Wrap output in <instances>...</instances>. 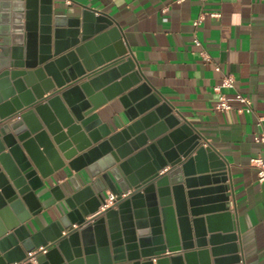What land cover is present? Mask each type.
<instances>
[{"label":"water","instance_id":"95a60500","mask_svg":"<svg viewBox=\"0 0 264 264\" xmlns=\"http://www.w3.org/2000/svg\"><path fill=\"white\" fill-rule=\"evenodd\" d=\"M19 1L0 0V264H212L211 255L241 264L235 244L222 245L236 239L225 163L198 136L183 141L187 126L133 72L114 20L86 6L80 21L53 29L52 0ZM116 97L134 121L112 133L97 110ZM59 151L76 169L106 171L118 200L101 210L97 179L32 232L36 191L50 174L44 155L60 168ZM117 163L130 189L109 170Z\"/></svg>","mask_w":264,"mask_h":264},{"label":"crops","instance_id":"0c3cea01","mask_svg":"<svg viewBox=\"0 0 264 264\" xmlns=\"http://www.w3.org/2000/svg\"><path fill=\"white\" fill-rule=\"evenodd\" d=\"M21 2L13 0L14 7L19 8ZM38 4L41 5L40 0ZM52 5L53 29L80 21L86 6L114 20L134 64L133 72L142 81L147 78L160 105L165 103L169 115L187 126V132H182L183 141L198 136L200 144L215 151L226 165L229 189L224 194H230L229 209L235 228L231 233L236 239L222 245L234 243L241 264H264V181H258V169L250 163L257 156L264 160V146L254 141V135L264 128V122L258 124L259 116L264 114V0H52ZM212 12H219L221 17H212ZM201 14L203 18L195 26L194 21ZM195 38L202 46L194 43ZM202 50L210 59L204 58ZM216 66L221 67V72ZM222 74L235 77L233 88H223L234 106L229 111L214 109L218 99L214 87L221 84ZM237 91L252 100L253 112L238 111L241 104L235 99ZM97 112L112 133L134 121L124 112L119 97L109 100ZM17 119L19 115L9 123ZM59 156L63 166L55 168L44 155L50 174L36 191L42 208L27 223L32 232L51 225L70 210L66 198L76 192V187L84 188L101 179L104 197L111 192L101 178L106 171L93 175L88 167H72L71 159L63 152L59 151ZM118 165L109 170L122 189H130L128 177ZM62 192L65 196L59 198ZM215 203L218 201L210 204ZM214 258L211 255L212 264ZM197 262L202 264L200 258Z\"/></svg>","mask_w":264,"mask_h":264},{"label":"built area","instance_id":"2783aa9c","mask_svg":"<svg viewBox=\"0 0 264 264\" xmlns=\"http://www.w3.org/2000/svg\"><path fill=\"white\" fill-rule=\"evenodd\" d=\"M179 2H183L185 0H178ZM164 12L167 11V8L163 9ZM204 14H201L200 18L194 21V25L198 26L200 24L201 19L203 18ZM211 16L214 18H220L221 14L219 12H212ZM165 19H167L165 17ZM194 43L197 46H202V42L198 39H194ZM201 54L204 56L205 59H210L209 55L205 50L201 51ZM216 70L218 72H221V67L216 66ZM235 84V77L232 74H222V80L221 84L214 87V90L218 94V99L214 105V109L216 111H229L234 108L232 103L230 102L228 96L223 92V88H233ZM235 99L241 104V106L238 108L239 112H253V104L252 100L248 97L242 94L241 92L237 91L235 93ZM264 122V114L259 116L258 124L261 125ZM254 141L257 143H260L264 146V128L254 135ZM250 163L255 166L258 169V181L263 182L264 181V160L260 156L253 157L250 160ZM168 170L165 168V171ZM164 171V169L162 170ZM132 190H129L128 192H124L121 194L122 197L128 196ZM118 194L109 192L108 196L105 198V201L103 202L101 206V210H105L109 208L110 206H113L117 200H118ZM38 250H41L43 252H46V249L44 247H40ZM36 251L30 252L29 255L33 256ZM18 264V263H14Z\"/></svg>","mask_w":264,"mask_h":264}]
</instances>
